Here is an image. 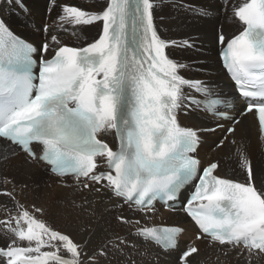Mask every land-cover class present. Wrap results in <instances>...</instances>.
Masks as SVG:
<instances>
[{"label":"snow or ice","instance_id":"6c2138e0","mask_svg":"<svg viewBox=\"0 0 264 264\" xmlns=\"http://www.w3.org/2000/svg\"><path fill=\"white\" fill-rule=\"evenodd\" d=\"M13 2L24 7L23 0ZM157 5L158 0H107L101 11L63 6L61 24L101 26L98 38L80 47L51 35L37 48L0 18V139L15 146L13 154L24 153L27 162L49 166L61 186L110 195L116 207L123 201L139 212L150 211L154 200L173 201L191 184L183 210L199 231L176 264H192L190 258L199 251L196 241L202 239L219 245L225 256L235 252L253 264L264 259V176H257L243 141L229 140L241 123L235 117L216 147L223 148L225 141L234 146L224 163L235 159L243 180L220 175V160L202 166L191 155L200 136L180 125L178 110L203 105L215 112L222 101L202 81L180 74L187 65L169 58L170 46L192 45L160 37L153 15ZM232 13L242 30L227 40L218 34L220 56L244 98L241 115L258 117V139L264 145V0H242ZM186 88L204 100L186 94ZM107 134L114 136L115 148L103 139ZM68 176L72 184L64 180ZM0 183L12 184L0 195L16 206L15 214L0 219V230L10 234L0 247V264H100L99 257L107 255L108 245L88 254L84 244L41 218L45 208L20 203L12 180ZM91 204L85 196L79 207ZM117 220L134 224L138 237L165 251L179 248L181 228L140 226V220L122 216Z\"/></svg>","mask_w":264,"mask_h":264},{"label":"bare ground","instance_id":"6f19581e","mask_svg":"<svg viewBox=\"0 0 264 264\" xmlns=\"http://www.w3.org/2000/svg\"><path fill=\"white\" fill-rule=\"evenodd\" d=\"M23 1L30 9L35 23L34 28L31 22L20 20L14 14V10L19 11L17 6L11 8L3 5L1 13L11 30L21 33L38 46L46 39L50 41L51 35H56L66 45L69 40L75 41L78 46L92 42L98 38L101 26L93 24L74 27L70 24H61L59 17L63 14L62 8L67 5L86 11H101L107 3V0H69V2L55 0L54 3L53 0ZM240 2L242 0H227L225 3H220L218 0H158L153 15L160 37L181 42L187 40L193 44L192 48L170 46L166 50L170 59L187 65L180 70V74L186 79L199 80L212 88H223L225 91L232 88L219 61L217 37L222 32L229 39L242 29V25L234 19L232 13L233 5ZM200 9H204L207 14H198ZM46 20L50 30L44 34L38 27ZM185 93L193 95L187 88ZM177 117L182 127L197 130L202 138L198 155L204 165L211 160H220L222 162V167L218 169L220 175L243 180L242 175L237 176L239 169L236 168L235 159L224 163L226 157L232 156L234 146L226 141L223 148L216 147V139L220 135L223 137L224 131H217L212 135L201 133V130L213 125L211 118L196 109L193 111L183 109ZM258 136L257 121L253 115H248L242 118L236 132L229 137V140L234 137L238 143L243 141L255 172L260 177L264 176V145ZM103 139L116 146L112 134L103 135ZM13 151L14 149L9 148L0 149V179L7 178L16 184V198L20 203L29 208L33 204L45 208V215L41 218L53 228L69 233L77 242L84 244L88 254H95L104 245H108L107 255L99 257L100 264H176L179 252L185 250L195 240L197 231L182 210L172 214L157 209L151 214L148 211L139 212L134 207L130 208L123 201H120V207H116V198L92 192H77L73 188L63 187L60 183L61 179L49 175L42 165L29 163L24 154L19 152L13 154ZM234 168L236 171H232ZM65 181L68 184L74 182L73 179ZM23 185H27V188L22 192ZM11 188L12 184L0 183V190H11ZM85 196L92 204L85 205L82 209L79 205ZM15 211L14 201L10 197L0 195V219H5L9 212L15 214ZM117 216L130 221L140 220V226H183L186 233L181 237L176 251L163 252L138 237L137 226L122 223L117 220ZM116 237L126 244H120ZM9 241L10 238L0 230V245H5ZM196 245L199 251L190 258L192 264H247L245 257L243 255L237 257L235 252L225 256L218 250L219 245L209 246L205 240L196 241ZM253 264H264V259L254 260Z\"/></svg>","mask_w":264,"mask_h":264},{"label":"rangeland","instance_id":"374dc122","mask_svg":"<svg viewBox=\"0 0 264 264\" xmlns=\"http://www.w3.org/2000/svg\"><path fill=\"white\" fill-rule=\"evenodd\" d=\"M67 2H69V0H67ZM20 19V18H19ZM20 20H22V19H20ZM22 22V21H21ZM43 23V25H39V29L41 30L42 29V31H43V27H44V25H47V23H48V21L46 22H42ZM45 23V24H44ZM31 24H32V28H34L35 27V23H34V26H33V23L31 22ZM49 25V24H48ZM222 25V24H221ZM50 26V25H49ZM223 26V25H222ZM218 27V26H217ZM219 30H220V28H219ZM19 33V32H18ZM21 34V33H20ZM22 35V34H21ZM23 36V35H22ZM178 43L179 42H181V41H177ZM66 44V43H65ZM67 45H69V46H76V47H80V46H78L77 45V43H75V41H73V40H69V41H67ZM214 54H215V49H214ZM209 88H212V87H210L209 85H207ZM221 138H222V135H220L219 137H217V139H216V142L217 143H219V141L221 140ZM217 145V144H216ZM257 152H258V150H257ZM258 159H259V157H258ZM122 215V214H121Z\"/></svg>","mask_w":264,"mask_h":264}]
</instances>
